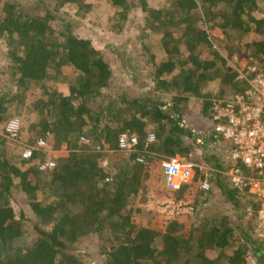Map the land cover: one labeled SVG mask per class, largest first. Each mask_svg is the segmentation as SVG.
<instances>
[{
	"label": "trees",
	"instance_id": "1",
	"mask_svg": "<svg viewBox=\"0 0 264 264\" xmlns=\"http://www.w3.org/2000/svg\"><path fill=\"white\" fill-rule=\"evenodd\" d=\"M103 2L115 11L106 28L112 39L124 35L131 13L144 17L143 30L106 51L75 36L77 23L63 12L72 6L76 16L87 15L93 7L87 0H0V41L10 63L0 83V126L23 110L33 114L14 141L32 147L45 139L57 153L50 159L55 168L41 172L46 154L19 160L9 148L13 140L0 137V264H85L69 251L93 239L99 243L93 258L102 264H248L250 258L264 264V240L246 212H256L255 196L226 174L238 169L250 177V170L219 157L216 147L227 154L231 145L213 129L196 133L185 121L196 113L213 127L212 102L245 88L205 27L221 32L229 56L264 64V0H165L159 8L147 0ZM144 31L158 37L155 44ZM111 64L130 83L105 99ZM214 81L220 84L215 97L205 91ZM56 84H66L68 95ZM122 134L137 136L139 147L117 161ZM147 134L156 141L145 147ZM188 158L214 172L196 169L177 190L162 187V162ZM15 193L27 197L31 219L16 217Z\"/></svg>",
	"mask_w": 264,
	"mask_h": 264
},
{
	"label": "built area",
	"instance_id": "2",
	"mask_svg": "<svg viewBox=\"0 0 264 264\" xmlns=\"http://www.w3.org/2000/svg\"><path fill=\"white\" fill-rule=\"evenodd\" d=\"M231 66L236 73L235 81L244 83L242 92L235 93L220 101H213L212 121L215 138L230 144L229 158L235 163H240L250 170V177L243 176L238 169H231L228 176L237 189H248L255 196L256 212L247 209V217L255 218V228L258 236L264 240V64L254 62L250 58L244 61L236 56L232 57ZM21 123L19 119H12L4 126L5 136L9 140H16ZM155 136L147 134L145 147L155 143ZM80 143L87 145L89 142L82 138ZM139 139L135 135L122 134L118 138V154L130 155L137 151ZM34 151L44 154L52 153L45 139L36 142L35 146H25L21 158L29 161ZM146 154V152L144 153ZM144 155L138 156L135 163L142 165ZM104 169L109 166V161L101 164ZM55 168L53 160L38 164L41 172ZM162 179L166 188L177 190L181 185L188 183L194 173V165L181 159H170L162 162ZM111 181L110 177L105 183ZM201 189L209 190L207 182H203ZM248 264H258L253 258Z\"/></svg>",
	"mask_w": 264,
	"mask_h": 264
},
{
	"label": "rangeland",
	"instance_id": "3",
	"mask_svg": "<svg viewBox=\"0 0 264 264\" xmlns=\"http://www.w3.org/2000/svg\"><path fill=\"white\" fill-rule=\"evenodd\" d=\"M93 4L91 12H89L87 15L84 16H76V11L74 7L67 6L63 9V12L70 18L71 20H74L75 23H77L76 29L74 30L75 36L81 39H87L89 40L93 47L98 51H106L107 46H110L112 43L113 47L117 43L125 42V36L127 37V33L130 37L133 36V38L137 35L140 30H143V14H141L140 10H137L134 13H131L129 17V22L127 23V28L125 30L124 35L119 36V40L112 39L109 34L106 32V28L108 25L109 17H111L114 14V10L111 9L109 6H107L103 0H87ZM148 4L152 8H159L165 5V0H147ZM260 8L262 11H264V2H261ZM2 9V5L0 4V10ZM207 30L211 42L213 44V49L217 51L221 57H223L224 60H227V64L229 66L232 65V57L236 55L229 56L227 51H225L219 42L220 39H223V36L219 30L216 29H209L208 27H205ZM146 33L145 37L149 45L155 44V42L158 40V37L154 34H151L149 31H144ZM132 39V38H131ZM128 49L131 50L130 45H128ZM244 51V49H242ZM155 60L157 62L162 61L165 58V55L163 53L157 52L155 50ZM5 48L2 46V41H0V83H6L7 79L2 74L8 72L10 70V63L5 58ZM205 55L208 59H211L212 57L209 55V52H205ZM241 60H244V58H241ZM113 61V60H112ZM245 64V60L240 64L243 66ZM112 70H113V79L110 81L109 87L103 90V96H105V99H110V96H112L115 92L119 93L120 91L125 90V86L130 83V80H123V76L121 75L120 69L115 64H111ZM144 68V67H143ZM145 71L144 69L139 73L140 77L144 75ZM56 89L58 92H60L63 95H68V87L66 84H56ZM115 88V90H114ZM220 84L218 81L211 82L207 85L205 91L212 96H216L219 93ZM112 89L114 91H112ZM119 91V92H118ZM229 93L227 92L224 97L226 98ZM168 101V98L166 99ZM193 101H191L192 105ZM35 116L33 114H30L26 111H22L21 116L18 118L21 123V137L24 136L23 130L27 128L29 123L35 121ZM186 124L189 128H192L194 132L196 133H207L210 130L213 129L212 124L210 121L203 116H197V114L192 113L190 117L185 119ZM4 125L0 126V137L6 138L4 133ZM20 140V141H19ZM25 140V139H24ZM10 142V150L13 153L12 155L17 156L19 160H21V154L25 148L24 141H21V139H18L17 141H8ZM220 146H217L216 149L220 151L219 157L227 158L229 157V153L226 154L224 149L220 150ZM57 154V153H56ZM55 153H48L46 156H44V162L50 160L52 157L56 155ZM225 155V156H224ZM117 161H122L123 156L121 154H115V157H113ZM111 158V159H113ZM188 163H191L194 165V173L193 176L196 173V169L203 170L204 175L210 176L214 170L209 167L208 165H199L192 161V159H183ZM110 161V160H109ZM228 172L226 173L228 175ZM193 178V177H192ZM191 181V180H190ZM189 181V182H190ZM204 181L200 182V187ZM160 185L162 187H166L164 185L163 179H161ZM209 191V190H208ZM46 193L39 192L37 194V200L44 201L46 199ZM215 200V199H214ZM210 205V204H209ZM11 206L13 208V211L17 218L26 217V219H31L32 215L30 212V209L28 207V200L27 197L23 194L15 193L13 195ZM28 228H30L29 223L26 224ZM28 238L24 237V241L27 242ZM98 241L93 239V241H88L84 245H79L75 248H72L69 252L76 254L79 256V258L85 263V264H102V262L99 260H96L93 258L94 253L96 250H94L97 245Z\"/></svg>",
	"mask_w": 264,
	"mask_h": 264
}]
</instances>
